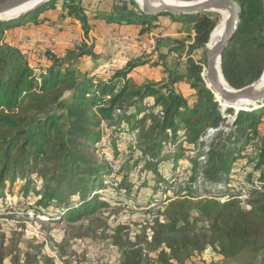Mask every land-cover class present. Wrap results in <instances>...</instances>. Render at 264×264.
Returning <instances> with one entry per match:
<instances>
[{
	"label": "trees",
	"instance_id": "obj_1",
	"mask_svg": "<svg viewBox=\"0 0 264 264\" xmlns=\"http://www.w3.org/2000/svg\"><path fill=\"white\" fill-rule=\"evenodd\" d=\"M58 1H63L61 18L75 17L88 33L91 25L84 0H51L21 17L0 20V198L7 181H13L16 172L41 162L45 186L40 202L46 201L47 207L50 201H58L64 205L63 218L75 222L108 206L92 192L100 183L104 169L102 162L92 160L91 151L102 138V123L117 120L121 128L131 119L139 123L150 120V125L142 127L139 134L142 154L139 158L152 165L157 173V163L151 161L162 155L166 145L179 144L180 150L184 143L204 146L202 138L207 131L218 129L227 118L206 85L203 75L206 62L203 65L192 56L206 46L217 24L208 13L181 16L164 13L175 19L193 17V42L173 40L171 49L176 53V68L168 65L163 54L161 62L153 63L164 65L167 81L138 84L128 78V74L148 63L147 59H131L126 68L115 71L107 81L95 80L79 73L73 63L67 64L72 57L92 53V46L84 44L68 53L64 60L49 56L52 64L46 73L39 74L37 69L43 68L33 67L25 55L27 52L23 54L2 42L8 29L29 18L37 19ZM236 1L242 5L243 12L234 39L246 38L254 30L264 32V0ZM131 5L136 9L126 4L119 10L115 2L112 11L98 9L93 16L109 22L147 25L159 16L143 13L133 0ZM222 71L231 86L241 88L259 79L264 65L259 66L254 59L242 61L228 47L222 57ZM182 80L194 89L192 99L178 92L176 84ZM119 111L122 113L117 114ZM231 111L232 108L225 110L226 113ZM228 126L231 127L229 132L219 131L216 138L205 145L203 164L199 156L189 158L193 163L189 183L196 182L199 170L205 181L225 182L237 187L238 190L234 189L237 193L224 201L209 196L194 199L188 194L177 195L165 207L166 221H155L151 239L124 244L122 264H185L194 252L204 253L208 247L216 248L226 259L248 248L257 252L264 250V106L241 110ZM138 128L135 125L131 131ZM257 137L259 156L255 163L252 160L254 166L236 168L234 164L242 158L246 146ZM183 157L182 153L175 152V165ZM105 166L104 173L109 175L112 170L108 164ZM235 171L238 186L233 184ZM86 173L90 178H85ZM239 186L246 190L245 199L239 198L243 194ZM72 192L82 197L80 205H66ZM90 192L92 194L88 195ZM194 211L197 216H193ZM199 221L206 222L207 226L199 227Z\"/></svg>",
	"mask_w": 264,
	"mask_h": 264
},
{
	"label": "rangeland",
	"instance_id": "obj_2",
	"mask_svg": "<svg viewBox=\"0 0 264 264\" xmlns=\"http://www.w3.org/2000/svg\"><path fill=\"white\" fill-rule=\"evenodd\" d=\"M127 1L130 8L136 9L132 7L131 0ZM133 1L138 6L137 1ZM62 2L57 3L63 4ZM207 13L216 23L218 22L219 14ZM34 19V17L29 18L27 22ZM183 20L186 22L187 32L181 41L189 43L194 36L193 22H191L193 17ZM2 42H5L3 38ZM228 47L242 61L254 59L259 66L264 65L263 31L254 30L246 38L233 39ZM206 49L207 44L204 48L195 51L192 55L193 59L201 61L202 64L206 62ZM43 50L48 55L47 51ZM33 54L34 51H27L28 60ZM32 65L42 66L34 63ZM232 109L233 111L229 113L223 111L227 119L222 126L214 131L211 129L207 131L206 136L202 138L205 145L216 138L219 131L231 130L228 125L234 123L240 112H236L235 108ZM121 113L117 112V114ZM135 125L139 128L132 132L131 128ZM149 125L150 120L139 123L136 119H131L127 124L123 123L121 128L117 120L102 123V138L91 151L92 160L102 162L104 169L100 183L92 192L97 193L101 200L108 203V206L79 221L64 219L62 212L64 205L56 200L50 201L47 207L46 201L40 202L45 186L43 171L41 172L44 165L41 162L25 171L16 172L13 181L10 179L7 181L5 193L0 198L2 264H122L124 244L151 239L155 221H166L165 207L177 195L188 194L194 199L209 196L226 200L228 195L237 193L235 191L238 190L237 187H231L225 182L205 181L199 170L196 182L189 183L193 174V163L189 158L199 156L203 164L205 145L184 143L182 150L179 144L170 147L166 145L162 149V155L154 161L147 157L151 162L157 163V173H155L152 165L149 166L139 158L142 155L138 145L141 141L139 134L142 127ZM259 146V137L250 141L241 155L242 158L236 161L234 166L240 170L254 166L259 156ZM175 152L184 155L177 165L174 163ZM106 164L112 170L109 175L104 173L105 170L107 171ZM234 174L232 173L236 177L233 184L238 186V173L235 171ZM85 178H90L89 173L85 174ZM90 194L92 193L88 195ZM67 199L66 205L70 207L82 203V197L78 193L72 192ZM193 216H197L196 211L193 212ZM198 226L206 227L207 223L199 221ZM47 259L50 261L47 262ZM185 264H264V250L257 252L253 248H248L226 259L216 248L208 247L204 253L194 252Z\"/></svg>",
	"mask_w": 264,
	"mask_h": 264
},
{
	"label": "crops",
	"instance_id": "obj_3",
	"mask_svg": "<svg viewBox=\"0 0 264 264\" xmlns=\"http://www.w3.org/2000/svg\"><path fill=\"white\" fill-rule=\"evenodd\" d=\"M87 5V14L90 17L89 23L91 29L86 33L80 21L75 17L61 18L64 13L62 4L56 3L53 8L41 12L37 19L27 20L8 29L3 37L5 43L17 47L23 54L28 50L35 52L29 63L32 65L40 64V68L47 69L52 64L50 57L43 50L39 43L40 34L54 36L57 39L58 51L71 53V40H83L84 44L92 46V53L85 54L78 58L72 57L67 61L73 63L79 73L93 77L95 80L107 81L112 72L124 69L129 62L133 61L124 50L119 46V40L114 39L115 36H127L134 40L143 36L153 44V50L150 55L146 54L141 57L149 60L148 63L135 67L129 74L128 78L133 79L138 84H146L149 82L163 83L167 81L168 74L162 63L153 65L154 62L160 61V55H166L167 63L171 68H176V53L171 49L173 40H183L186 34V22L183 19H175L171 15H159L152 24L141 23H118L109 22L105 18H94L93 12L100 9L103 11H112L115 7L122 10L124 5H128L127 0H84ZM130 6V5H129ZM194 37V36H193ZM5 38V39H4ZM15 39V40H14ZM29 40V41H26ZM189 41V43H192ZM167 43V44H166ZM129 50L137 52L136 44H129ZM156 50V51H155ZM44 53H41V52ZM172 51V52H170ZM26 55V54H25ZM27 57V56H26ZM38 61V62H37ZM33 66V65H32ZM35 67V66H33ZM178 92L192 99L195 95L194 89L190 83L185 80L176 84Z\"/></svg>",
	"mask_w": 264,
	"mask_h": 264
},
{
	"label": "water",
	"instance_id": "obj_4",
	"mask_svg": "<svg viewBox=\"0 0 264 264\" xmlns=\"http://www.w3.org/2000/svg\"><path fill=\"white\" fill-rule=\"evenodd\" d=\"M36 1L40 2L33 8L23 11L18 16L3 18L5 14ZM49 1L51 0H3L0 2V20L21 17ZM180 2H184V4ZM139 7L143 13L148 15L170 13L176 16L214 12L221 8H229L230 15L226 21L222 39L211 47L207 45L205 52L206 66L203 74L206 76V85L215 94L216 101H219L222 111L228 108H235L236 112H239L241 110H253L264 106V87L256 85L261 77L249 85L235 88L229 84L222 71L223 53L234 39L241 23L243 7L239 2L236 0H179L176 3L171 0H142V4ZM221 78L225 80L226 85L223 84ZM246 102L248 106L243 104ZM237 105L239 107H236Z\"/></svg>",
	"mask_w": 264,
	"mask_h": 264
},
{
	"label": "built area",
	"instance_id": "obj_5",
	"mask_svg": "<svg viewBox=\"0 0 264 264\" xmlns=\"http://www.w3.org/2000/svg\"><path fill=\"white\" fill-rule=\"evenodd\" d=\"M114 39L119 40V46L124 52L130 57V58H137L144 56L146 54H150L152 52L153 44L149 42L147 39L143 37L135 38L134 40L129 39L126 35L125 36H115ZM29 41V40H26ZM39 43H41L42 47L47 51L48 56H56L57 58H60L62 60L66 59L68 56V52L58 51L57 49V39L54 36H49L47 34H40L39 36ZM72 48L78 49L81 48L84 45V41L81 39L71 40L70 41ZM136 44L138 46V51L134 52L129 50L128 45L129 44ZM37 67V66H35ZM37 73L42 74L46 73V69H37ZM115 72H112L111 75H113ZM215 129H211V131H214ZM256 186L259 185L258 180L255 181ZM239 188L242 190L243 194H245L243 197V194L239 196V198H246L247 194L245 193V188L242 189V187L239 186ZM230 196L228 195L227 198ZM222 200V199H220ZM224 201V200H222Z\"/></svg>",
	"mask_w": 264,
	"mask_h": 264
},
{
	"label": "bare ground",
	"instance_id": "obj_6",
	"mask_svg": "<svg viewBox=\"0 0 264 264\" xmlns=\"http://www.w3.org/2000/svg\"><path fill=\"white\" fill-rule=\"evenodd\" d=\"M138 2V4H142V0H136ZM171 1H174L176 3H178L179 0H171ZM38 2L40 1H36V2H32V3H29V4H26V5H23L7 14H5L3 16V18H10V17H15L17 15H19L20 13H22L23 11L27 10V9H30V8H33L36 4H38ZM180 3H183L184 2H180ZM214 12H216L217 14H219L220 18L218 19V22L216 24V26L214 27L211 35H210V39H209V42H208V47H211L213 45H215L217 42H219L223 35H224V32H225V24H226V21L230 15V9L225 7V8H221L219 10H215ZM221 81L223 82V84L226 85V82L224 79L221 78ZM257 86H263L264 87V72L261 76V78L259 79V81L256 83ZM245 106H248L247 102L246 103H243ZM236 107H239V105H237Z\"/></svg>",
	"mask_w": 264,
	"mask_h": 264
}]
</instances>
